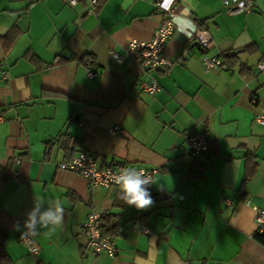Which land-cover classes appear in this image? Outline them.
Masks as SVG:
<instances>
[{"label": "crops", "instance_id": "crops-1", "mask_svg": "<svg viewBox=\"0 0 264 264\" xmlns=\"http://www.w3.org/2000/svg\"><path fill=\"white\" fill-rule=\"evenodd\" d=\"M97 3L87 13L88 0H0V168L17 172L0 180V241L12 264H264L254 237L264 207V125L255 121L264 114V0L233 14L222 0H174L169 64L154 68L111 57L151 39L164 16L154 1ZM196 30L222 68L205 71L199 45L188 49ZM85 54L94 64L80 62ZM152 78L160 88L150 94L142 85ZM202 128L209 152L193 158L185 135ZM81 149L100 166L160 168L153 204L137 209L119 187L59 169ZM58 208L59 224L41 216ZM92 210L117 225L114 257L87 245ZM25 229L37 230L36 256L19 242Z\"/></svg>", "mask_w": 264, "mask_h": 264}, {"label": "built area", "instance_id": "built-area-1", "mask_svg": "<svg viewBox=\"0 0 264 264\" xmlns=\"http://www.w3.org/2000/svg\"><path fill=\"white\" fill-rule=\"evenodd\" d=\"M80 0H66L68 5H74ZM155 6L163 13V19L153 32L148 42L129 40L122 53L114 50L111 51V57L117 63L124 60H138L145 68H154L162 65H168L169 62L162 56V51L169 37L174 31V23L172 19V5L174 0H153ZM223 6L227 12L239 13L249 12L253 6V0H222ZM97 0H88L87 13H94L97 9ZM192 40L197 41L203 52L201 60L205 71L217 70L224 66V62L220 57L208 55L206 53L210 44V37L204 30H196L192 35ZM260 70H264V60L258 64ZM89 76L95 75L94 72L88 71ZM158 81L152 78L148 83L142 85V89L150 94L159 90ZM251 103H257L255 97L251 98ZM0 115V119H1ZM255 121L264 125V114H257ZM117 129V127H114ZM184 147L188 155L198 158L209 152V131L206 128L200 131L185 135ZM59 169L83 176L87 183L91 186H103L106 188L116 189L119 185L116 183L117 177L124 168H135L141 170L143 174L152 182L153 175L160 171L158 167H108L100 166L96 156L90 151L81 149L77 151L68 160L61 161L58 164ZM149 186V185H148ZM225 203L231 206V201L225 199ZM101 213L92 210L88 213L83 221L82 227L86 235L87 245L95 254L105 253L114 257L117 252L115 237L104 234L100 228ZM255 225L258 233L264 232V207L255 208L254 216ZM19 242L27 249V251L36 256L38 254V245L33 230L25 229L19 235Z\"/></svg>", "mask_w": 264, "mask_h": 264}, {"label": "clouds", "instance_id": "clouds-1", "mask_svg": "<svg viewBox=\"0 0 264 264\" xmlns=\"http://www.w3.org/2000/svg\"><path fill=\"white\" fill-rule=\"evenodd\" d=\"M187 24L190 27H194L191 21H187ZM116 183L119 185L118 195L129 206H134L140 210H146L153 204L151 193L148 190V185L152 182L143 174L141 170H137L135 168L122 169L117 177ZM35 211L36 209H33V211L29 213V219L25 222L26 228H30L32 226ZM57 212L59 214L54 215L49 210L41 213V216L46 220H52L55 224H59L62 221L61 214L63 213V208H58ZM17 227L19 226L17 225ZM41 227H47V225L42 223Z\"/></svg>", "mask_w": 264, "mask_h": 264}, {"label": "trees", "instance_id": "trees-1", "mask_svg": "<svg viewBox=\"0 0 264 264\" xmlns=\"http://www.w3.org/2000/svg\"><path fill=\"white\" fill-rule=\"evenodd\" d=\"M94 61H95L94 56L89 54H85L80 58V62L85 66L94 64ZM254 170H255V164L250 166L248 164L246 168L245 179H249L252 176ZM16 175L17 172L15 170H12L10 166L6 168H0V180L2 181H7L8 179ZM110 217H111L110 214L101 213L100 228L104 234L115 236L117 225L110 224V220H109ZM254 237L257 241L264 244V232L256 233L254 234ZM0 264H12L11 259L9 258L8 254L4 249L2 240L0 241Z\"/></svg>", "mask_w": 264, "mask_h": 264}, {"label": "water", "instance_id": "water-1", "mask_svg": "<svg viewBox=\"0 0 264 264\" xmlns=\"http://www.w3.org/2000/svg\"><path fill=\"white\" fill-rule=\"evenodd\" d=\"M196 45H198V42H197V41H193V42L189 45L188 49H191L192 47H194V46H196Z\"/></svg>", "mask_w": 264, "mask_h": 264}]
</instances>
